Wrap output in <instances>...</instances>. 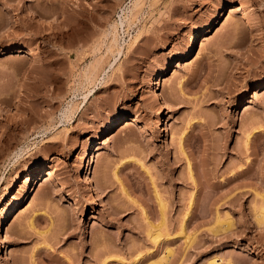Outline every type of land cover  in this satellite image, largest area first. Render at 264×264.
<instances>
[{
	"label": "rangeland",
	"instance_id": "1",
	"mask_svg": "<svg viewBox=\"0 0 264 264\" xmlns=\"http://www.w3.org/2000/svg\"><path fill=\"white\" fill-rule=\"evenodd\" d=\"M130 4L0 0V219L22 199L0 231V264H264V222L254 217L264 204V0H141L120 24ZM156 190L167 231L157 241L148 232L161 220ZM217 214L233 220L218 234L209 229Z\"/></svg>",
	"mask_w": 264,
	"mask_h": 264
},
{
	"label": "bare ground",
	"instance_id": "2",
	"mask_svg": "<svg viewBox=\"0 0 264 264\" xmlns=\"http://www.w3.org/2000/svg\"><path fill=\"white\" fill-rule=\"evenodd\" d=\"M140 2L141 0H131V4H130V7L129 9L127 10V12H125L126 14L123 16L124 18L120 19V24H122L123 22L127 21L128 24L131 23V19L132 17L135 15V10L137 8L138 5H140ZM249 5H247V3L245 2H241L240 3V6L239 8H248ZM139 8V7H138ZM221 16L222 14L219 13L214 19L213 21L211 22L210 25L206 26L205 28H202V29H198L191 37L190 41H189V47H188V55H192L195 50L197 49V44H198V41H199V38L202 36L203 33H206L208 31H211L213 30L217 24L219 23L220 19H221ZM134 18V17H133ZM116 31H117V23H113L110 27V32L112 33V38H111V42L109 44V46H115L117 43H118V40H117V37H116ZM241 41V40H240ZM111 48V47H110ZM118 52H120V46H117V49H116ZM3 51H7L6 48L3 50ZM2 51V52H3ZM13 51L14 52H17V53H23V55H30V54H33L34 53V50H32L30 47H23V46H15L13 47ZM181 58V57H180ZM183 59V58H182ZM177 60H172L170 65L166 68V71L167 70H172L173 66H174V63L176 62ZM94 69V68H93ZM95 70V69H94ZM92 70V69H87L85 72V78L86 80L88 78H92L95 76V71ZM98 70V68H97ZM97 74V72H96ZM162 70H159V72H157L154 76V79L152 81V88L155 92L159 91L160 88H161V85H162ZM89 80V79H88ZM91 81V80H90ZM180 80H179V85H180ZM259 86L261 87V89H264V81L261 82L259 84ZM181 87V86H180ZM179 87V88H180ZM250 88V87H249ZM73 108L72 107H68L65 109V114L68 115L69 113H71ZM65 115V116H66ZM125 119V117H122V116H119L115 119H113L104 129H102L99 133H98V136L96 137V140H94L93 142H91V144L89 145V147L87 148L86 150V153H85V157L83 159V165L81 166L80 168V172H83V170L86 168H88L89 164H90V160L91 158L94 156V151L100 146L101 144V141H102V138L107 134L109 133L111 130L115 129L120 122H122L123 120ZM159 125L160 127H162L164 125V122H162L161 119H159ZM256 128V127H255ZM254 129V127H253ZM252 133V130H250V132L248 133L247 132V135L245 137V140H244V145L246 147V149L248 148V140H249V135ZM181 136V137H180ZM179 136V147H180V151L184 152L183 151V148H182V144H181V140H182V135ZM54 144H56L54 142ZM49 145V144H48ZM48 145H45L46 147ZM36 166V165H35ZM115 171H113L114 174L117 173V168L114 169ZM39 171V166H36V167H33L31 169H29L26 174H27V179H31V176L36 174L37 172ZM187 171H188V175H189V178L191 179L192 182H194V178L192 176V173H191V166H190V162L187 161ZM45 175H47L48 177H51V176H54V170L52 167H49L48 169H46V172H45ZM117 176V175H115ZM19 175L16 174V176L14 177L13 181L11 182V186L10 187H13L15 185H17V182L19 181ZM43 183V182H41ZM124 189V188H123ZM158 191L156 190V197H157V202L159 204V207H160V213H161V220L158 224V226L156 228H152V225L150 224V228L148 230L149 234L152 236V238L157 241L160 236H165L167 235V231L164 232L165 228H162V227H165L164 224H165V209H166V201L163 200L164 198L159 194L157 193ZM194 196V192H190V195H189V199H188V206L186 207V210H185V213L183 215V218H182V221H181V225H183L186 217L189 215V212H190V208H191V205L193 203V197ZM163 198V199H162ZM21 202H22V199H17L14 201V203L8 207L6 209V211L4 212L3 216L1 217L0 219V231H2L3 229L7 228V225H8V222L11 220L12 216L15 215V213L19 210V208L21 207ZM264 203V202H263ZM255 207V206H254ZM257 207V206H256ZM256 209H254V217L255 219L257 220V222L259 223H262L264 222V204L260 205L259 208H257V210L255 211ZM233 224V220L231 219V217L229 215H225L223 218H219V215L217 214L216 215V218H215V221L214 223L210 226V231H212L213 233H220L222 231H227L230 229V227L232 226ZM29 227H34L33 225V222H32V219L29 220ZM183 228V227H182ZM34 229V228H32ZM163 230V232H162ZM37 231V230H36ZM182 231V230H181ZM189 236H187L188 238ZM45 239H43L41 242H46L44 241ZM190 241V240H189ZM188 241V242H189ZM45 244V243H44ZM48 244V243H46ZM37 246V245H36ZM34 248V247H33ZM256 249L255 248H252L250 252L252 251H255ZM172 253V248H168L167 249V253L163 256H160L159 259L160 260H167L168 256ZM33 256V254H32ZM32 258L31 261H33V257H30ZM230 262V259H226L223 261V259H221L220 262H216V260L213 258L209 261V264H229Z\"/></svg>",
	"mask_w": 264,
	"mask_h": 264
}]
</instances>
